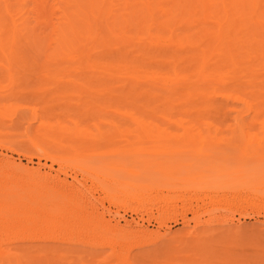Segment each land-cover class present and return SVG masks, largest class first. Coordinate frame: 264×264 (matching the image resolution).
<instances>
[{
  "label": "bare ground",
  "instance_id": "obj_1",
  "mask_svg": "<svg viewBox=\"0 0 264 264\" xmlns=\"http://www.w3.org/2000/svg\"><path fill=\"white\" fill-rule=\"evenodd\" d=\"M0 74L10 86L19 83V75L40 76L44 84L74 85L93 94L75 101L76 118L38 120L40 128L29 140L39 156L52 160L51 147L77 150L83 140H118L125 144L122 152L141 154L153 145L196 141L201 147H225L237 138L258 139L264 136V0H0ZM67 108L60 114H68ZM7 115L0 107V119ZM89 115L96 117L91 124L83 119ZM5 145L20 154L16 141ZM9 159H0V264H86L73 245L109 251L94 264L153 261L150 254H130L153 244L152 233L133 232L131 223H103L81 207L89 199L71 185ZM227 170L235 179L236 172ZM206 179L193 189L214 193L239 187L236 180ZM115 180L107 190L111 203L125 206L136 198L130 211L156 210L160 226L167 214L184 221L173 198H152L156 185L141 183L134 192L128 189L134 184ZM213 196H205L204 213L239 208L241 199ZM191 210L198 224L201 213ZM215 235L197 231L191 251L200 240L216 241L228 251L225 238ZM215 252L192 264L218 261ZM227 254L219 262L231 264Z\"/></svg>",
  "mask_w": 264,
  "mask_h": 264
},
{
  "label": "rangeland",
  "instance_id": "obj_2",
  "mask_svg": "<svg viewBox=\"0 0 264 264\" xmlns=\"http://www.w3.org/2000/svg\"><path fill=\"white\" fill-rule=\"evenodd\" d=\"M28 76H17L19 83L16 86H10L7 76L0 74V107L5 106L8 113V118L0 119V159L10 158L9 160H13L23 167L39 169L41 173L49 174L56 182L71 185L89 199L88 205L81 207L86 208L88 214L98 215L103 223H109L111 226L116 224L124 226L126 223H131L129 228L131 231H133L132 229H136L134 231L141 229V231H147L146 233H152L151 238L155 239L153 244L132 249L133 252L130 253L132 256L137 253L146 254V256L150 254V258L152 257L151 259L155 260L157 264H162L164 261H167L166 264H192L195 257L202 259L204 255L212 251H216L215 253L221 256V258L215 256L216 259H222L223 254L227 259L226 254L229 251L231 254H227V256H230L231 264L264 263V206L261 207L257 204L264 205V198H261L264 196V136L259 135L260 142L257 141L260 138L256 139L258 137L256 136L252 140L234 139L229 142L231 144H226L227 147L226 145H224L225 147L207 146L208 148L205 146L206 151V148L201 147L196 141L191 143L195 144L193 146H186L182 142L178 144L173 142L172 146L165 148L153 145L154 149L141 154L122 152L125 144L118 140H100L98 142L83 140L79 142L84 146L77 150L64 147L54 150L51 147L52 160L39 156L29 140V135H33L36 128H40L38 120L41 116L46 115L61 117L62 120H68L69 117L76 118L75 114L77 115V113L74 114L76 112L74 110L76 109L75 101L79 100L78 98L83 100L82 98L85 97H90V99L94 97L91 92L89 93L92 95L83 89L81 91L78 86L59 85L56 82H53L56 85L46 84V82L44 84L41 82L42 77L39 76L38 79ZM66 108L70 114H67L66 111L64 112L66 114H60L61 110H66ZM92 116H84L83 119H87L85 121L89 123L94 118ZM13 140L17 142V150L20 154L7 149L6 142ZM233 143L235 145H232ZM53 144L52 140L48 141L49 146ZM149 147L150 145L146 146V148ZM153 165L159 169L168 168V170L158 172L159 170L155 171ZM143 167H145V171L142 169ZM227 169L236 172L235 179H231V173L229 176ZM169 170H171L170 173ZM193 178H197V180ZM206 178L213 180L219 178L223 182L236 180V185L240 188L235 187L228 192L227 189L224 191L220 189L213 191L214 193L208 192L205 188L197 189V191L193 189L194 186L197 187L198 183L201 184V180H207ZM115 179L134 184V188L128 187L134 192L141 183L156 185L152 191V198H158V200L163 197L173 198L171 201L173 200L174 204L172 205L176 207L177 213H175L185 215L184 221L178 216L177 222H174L170 219V214H167L164 216L163 225L160 226L155 220L158 217L156 210L149 214L130 211L127 206L136 204L138 202L136 198L129 201L128 204L125 203V206L123 203H111L107 196V190L112 186V182L116 181ZM243 185L249 191H246ZM237 188L241 191L239 192ZM253 193H256V196L254 195L256 198H252ZM205 196L219 197L216 199L217 201L220 199L222 201V198L230 201L234 197L235 201L240 202L238 199H241V202L239 205L236 204L239 208L229 206L230 209L215 210L212 214H207L204 213L207 208L206 204H208V201L204 199ZM243 197L246 198L247 205ZM191 208L198 209V213H201L198 224L193 221ZM215 217L219 220L223 218L227 223L213 219ZM202 230L213 235L216 234L215 236L218 238H225V244L229 247L228 251L227 248H224L227 253L225 254L224 250L222 252L220 244L213 240H200L193 249L195 251H191V247L195 243V234ZM237 230L241 231L239 235L235 234ZM200 246L204 250H201ZM70 248L77 250L74 253L76 256L85 257L86 264H94L103 254L109 252L91 250L87 245H73ZM153 254L155 255L153 256ZM234 256L235 258H233ZM153 257L164 261L158 259L162 263L157 262V259H153ZM220 259L217 261L214 258L210 264H222L219 262ZM225 259L222 262L226 261ZM153 261H150V264ZM200 261L202 262V260Z\"/></svg>",
  "mask_w": 264,
  "mask_h": 264
}]
</instances>
